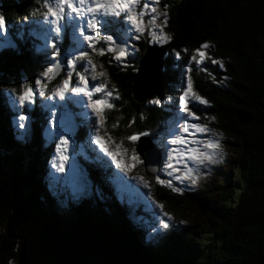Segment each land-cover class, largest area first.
Returning <instances> with one entry per match:
<instances>
[{"label":"trees","instance_id":"trees-1","mask_svg":"<svg viewBox=\"0 0 264 264\" xmlns=\"http://www.w3.org/2000/svg\"><path fill=\"white\" fill-rule=\"evenodd\" d=\"M164 2L171 7V39L163 43L167 54L159 69L157 92L151 98L164 101L170 97L180 86L183 64L201 44L209 43L212 47L207 50L208 55L221 60L223 69L208 59L207 71L197 70L194 65L189 76L198 92L209 101L208 113L217 118L223 132L233 137L239 152L232 177L210 199L211 203L203 200V226L197 237L192 238L193 234L179 225L180 228L166 230L162 234L164 239L158 240L145 227L150 214L144 212L140 217L133 209L119 206L110 191L109 197L100 193L103 202L98 195L100 213H95L96 230L91 222V213L96 210L90 211L89 202H83L81 206L75 205L80 221L74 237L63 229L59 217L29 241L24 253L16 251L14 237L24 224L16 231L10 228L8 234H0V264H6L12 256L18 264H102L95 260L93 248L109 258L106 264H264V0ZM41 4L42 0H0V14L5 17L16 44L15 49H0V89L16 87L19 91L22 75L30 76L32 82L35 74L46 66L45 51H37L43 49L40 44L44 42L43 30L37 23L41 17L30 15L37 9L42 13ZM18 33H23V38ZM150 44L153 43L139 39V51L125 68L114 60L109 63L110 55L98 58L101 70L107 73L109 83L113 82L121 97L114 103V109L105 111L102 132L106 131L113 141L126 144L129 149H136L137 142H128V135L147 131L154 141L170 118L165 110L167 102L158 107L149 103L151 98L140 102L133 96V78ZM68 46L65 35L62 48ZM172 52L179 54L176 60ZM63 76L60 72L48 86L58 84ZM25 113L32 119L31 129L19 139L17 125L11 120L18 113L0 99L1 170L6 178L9 175L16 179L30 210H35L40 200L53 207L54 193L44 164L51 152V146L46 144L50 127L44 125L47 108L37 97L36 105ZM133 118L135 122L129 127ZM114 124L118 126L113 127ZM88 130L86 124H80L74 138L84 137L81 140L85 141ZM89 153V160L81 158L82 163L88 167L94 183L101 189L103 185L107 187L113 178L108 161H99ZM139 167L149 180H154L144 163ZM154 188L179 215L185 202L156 183ZM6 194L7 190L0 188V220L9 222L11 202ZM118 194L124 197L121 189Z\"/></svg>","mask_w":264,"mask_h":264},{"label":"snow or ice","instance_id":"snow-or-ice-1","mask_svg":"<svg viewBox=\"0 0 264 264\" xmlns=\"http://www.w3.org/2000/svg\"><path fill=\"white\" fill-rule=\"evenodd\" d=\"M160 0H42L41 13L39 9L30 13L31 16H40L37 21L43 30L44 48H37V51H45L44 70L35 77L34 86L28 80H23L19 84V91L16 87L0 89V99L7 103L13 112L18 113L15 123L21 130L27 129V121L31 118L25 114V110L31 111L35 103V95L45 100L64 101L59 105L62 109L59 122L57 112L52 111V119L47 120V125L54 131L49 133L50 142L55 143V153L49 161V166L56 173H64L69 156L71 135L74 133L72 117L67 110L68 103L76 104L87 108L90 115L85 113V119L90 128L88 130L89 140L95 144L99 151L111 159L115 167L128 175L134 164H143L145 160L149 163L153 158L157 163H162V168L151 169L157 173L154 177L155 183L167 186L173 192L182 191L175 186L173 181L184 184L186 181L195 185L199 179L196 175L197 169L190 165H204L219 163L223 159L224 152L220 143L222 134L212 132L206 125L193 123L199 117L190 108L193 103L209 105V101L193 90L192 80L187 78L180 83V93L178 100L171 96L166 102L178 108V125L175 123L166 133V141H154L161 145V151L156 153L152 150L145 151L143 158L135 147L125 148L122 144L115 145L114 148L106 146L105 137L108 144L112 143V138L104 131L102 126L106 122L105 111L115 108L114 101L120 99L115 89H109L103 82L91 84L97 81V69L93 62V54L99 56L110 55L109 63L113 60L117 64H124L126 58L135 51L132 40H139L145 33L150 38L151 43H164L171 39L164 31L168 20V13H158L157 5ZM163 16L161 24L157 20ZM147 17V20L145 19ZM36 35L35 32L31 33ZM23 38V33H18ZM69 38V46L62 48L63 37ZM212 47L205 42L196 49L190 57L189 64L185 68V73H191V64L197 68L206 59H211L212 64H218L221 69L224 65L221 60L212 59L207 50ZM16 48L5 17L0 14V49ZM51 50V57L47 56V50ZM131 50V51H130ZM186 51V50H184ZM179 57V54H177ZM126 66V65H125ZM61 71H66V78L61 80L53 88L48 89V84L54 81ZM100 77L107 75L106 72H99ZM215 82V78L213 77ZM86 98V103H85ZM163 102L159 98L149 101L150 104L160 106ZM56 108L57 105H52ZM144 117L141 116V119ZM215 118H213L214 120ZM135 122L133 118L129 122V127ZM59 123V128L57 125ZM114 124L113 127H117ZM211 135L215 139H200L201 136ZM25 132L22 131L19 139H23ZM151 135L150 132H135L126 137L127 141L135 144L143 136ZM58 137V139H56ZM129 151L131 156H128ZM120 156L122 159H117ZM133 163H127L128 160ZM123 161V162H122ZM159 172L169 177L168 180L161 179ZM130 180L135 181L140 187L147 189V199L159 212V228L170 227L169 221L173 217L164 213L163 206L156 201L151 192V185L140 176H130ZM114 183L121 185L122 182L114 176ZM70 185L73 196L81 194L87 187L86 177L82 176L77 166L73 165L69 177H55L50 180V188L56 194L57 187ZM158 228H153V232Z\"/></svg>","mask_w":264,"mask_h":264},{"label":"rangeland","instance_id":"rangeland-1","mask_svg":"<svg viewBox=\"0 0 264 264\" xmlns=\"http://www.w3.org/2000/svg\"><path fill=\"white\" fill-rule=\"evenodd\" d=\"M157 11L158 13H163L167 12L168 13V20L166 26L163 27V31L170 36V22H171V7L167 5V3L164 2V0H160V3L157 5ZM147 20V17H145ZM163 21V16L160 17L159 20H157V24H161ZM140 39L143 41H148L150 42V38L148 35L145 33V35L141 36ZM64 41V37H63ZM139 40H132L130 43L134 45L135 51H132V54H130L127 58L124 64H118L120 68H125V65H128L130 63V59H133L138 51L139 48L137 46V42ZM165 43V42H164ZM157 44H163V43H157ZM69 45V38L67 36V46ZM42 48H44V42L40 44ZM131 51V50H130ZM47 52H50L49 56L51 57V50H47ZM172 57L174 60H176L177 54L175 55L174 52L171 53ZM192 56V55H191ZM190 56V57H191ZM99 55L93 54L92 59L94 64L96 65L97 69V81H91L90 80V86L91 84L98 83V82H103L107 85L109 89H115L113 86V82L109 83V77L108 75L104 77H100L98 74L101 72L102 68L101 65L98 63V58ZM190 58L186 60V62L183 64L182 69H181V75L182 77L180 78V81L184 80L186 83V80L188 77H190L189 73H185V68L189 64ZM208 59L204 61V63L201 65V68L205 69L206 62ZM194 63L191 64V67L193 69ZM214 65V64H212ZM218 65V64H217ZM219 66V65H218ZM195 68L199 70L200 68H197L195 65ZM219 69L220 66H219ZM44 68L40 71L42 72ZM64 76L61 78L63 80L66 78V71H61ZM39 73L35 74L32 82L29 81L30 76L22 75V81L23 80H28L31 84L34 86V81L35 77L38 76ZM60 80V81H61ZM59 81V82H60ZM58 82V84H59ZM56 85V84H55ZM53 86H48V89L53 88ZM192 87L193 90L198 93L200 96H202L195 85L192 82ZM116 91V90H115ZM180 93V87L178 86L175 88L173 93L171 94V97L173 99L178 100V95ZM116 94L119 95L120 93L116 91ZM39 98L40 104H43L47 108V118H46V126L47 125V120L52 119L51 112L56 111L57 112V120L59 122V116L62 111V109L59 108V105L64 104V101L60 100H55V101H50V100H45L39 96L37 93L35 95V103L33 107L36 105V98ZM204 97V96H202ZM121 98V97H120ZM168 98V97H167ZM166 99L164 101L166 102ZM205 98V97H204ZM154 98H151L152 100ZM119 100V99H118ZM118 100H115L114 103H116ZM149 100V101H150ZM85 103H86V98H85ZM52 105H57L56 108H52ZM168 107L165 108L166 111L170 113V118L168 121H166L165 125V130L156 133L157 137L154 139V141H166L167 139V131L170 127L173 126L175 123L178 125L180 122L179 120V115L183 114H178V108L174 107L173 105L167 103ZM67 106H69L71 117H72V124L76 126V132L71 135V140H70V147L68 150V156L69 160L68 163L66 164V170L64 173H56L54 170H52L49 166V161L52 159L54 153H55V143L50 142V137L49 133L54 131L50 126V130L47 132V140L46 144L51 146V152H50V157L45 161V168H46V174L49 179L53 176L55 177H69L71 174V170L73 165L77 166L79 172L81 173L82 176L86 177V181L88 184V187L79 195L73 196V190L70 185L65 184L62 189H59L61 187H57L56 194H54V204L53 207L49 206L45 200H40L37 202L35 210L31 209L30 215L27 218L24 227L20 229V231L15 233V240L17 242V247L16 251H20L21 253H24L27 250L28 243L32 239L35 238V236L40 233L42 230L45 228H49L50 225L52 224V221H54V218L59 217L61 220V225L63 229L70 234V236L74 237V235H77L78 232V226H79V215H76L77 206H81L84 203L89 202V207L90 211H95L92 214V225L94 230H96V215L95 213H100L98 207V199L100 196L101 202H103L105 199L102 198L101 194H106L105 196L109 197V192L111 191L112 198L119 204V206L123 208H129L133 209L136 215L140 216L144 212H148L151 216L150 221H148V224L146 223V230L155 238L159 239H164V236L162 235L166 230H172L175 228H180L182 227L183 230H189L193 235L191 236L192 238L197 237L198 233L200 232L202 226H203V214H202V205L205 203L203 200L207 201L208 203H211L212 198H214L219 189L227 183L228 179L232 177L234 173V169L236 166V163L238 161V146L236 145L235 140L233 137H231L229 134L226 132H223L221 128L218 126V120L214 116H212L210 113H208V106L202 105L199 103H193L190 105V108L192 111L195 113L197 117H199V120L192 121L193 123H199L202 125H206L212 132H216L218 134H222V139H220V143L222 146V150L224 152L223 159L220 160L219 163L215 164H207L205 163L204 165H190L191 167H194L197 169L196 175H198L199 179L195 185H192L190 182H185L184 184H179L178 182L173 181L176 187L181 188L182 191L179 192H173L170 188L167 186H162L159 185L164 189V191L168 192L169 194H172L174 196H177L179 200H182L185 202L184 208H181V210L178 211L179 215L175 214V211L173 209H170L165 202L158 196V193L155 191L154 184L155 180H149L147 174L145 173L144 169L139 167V164H134V166L131 167V170L129 171L128 175L125 176L123 173H121L115 165L112 163L111 159L105 156L103 153L99 151L97 146L95 144H92L89 140V137L85 139V141L81 139H76L74 138L75 134H78L80 131V124H86L87 129L88 127L90 128V125L87 124L86 119H85V113H88L90 115V111L80 105L68 103ZM67 108V107H66ZM28 115L27 113H25ZM18 115V114H17ZM213 118H215L213 120ZM13 122V125L15 123V119H11ZM31 118L27 121V129L26 130H21L17 127V131L20 134L22 131L25 132V137L30 133L31 129ZM59 128V123L57 125V129ZM103 133V132H102ZM109 136V134H108ZM216 137H212L210 134L207 136H201L200 139H215ZM58 139V137H56ZM106 146L110 148H114L115 145L122 144L125 148H127L126 144L123 143H116L115 141L112 140L111 144H108L107 142V137L104 138ZM129 142V141H128ZM160 148L161 145L159 143H156ZM129 149V148H128ZM92 153V156L95 155L96 158L101 161L106 159L108 161V164L110 165V170H111V177L112 181L107 185V187H103L102 189L100 188L101 186L97 183L93 182V179L90 176L89 169L88 167L83 164L84 162L81 158L85 160V157L87 160H89V155ZM128 156H131V152L129 151ZM94 158V157H93ZM117 159H122L120 156L117 157ZM93 163V159L91 160ZM123 162V161H122ZM127 163L132 164L133 162L129 159ZM160 168H162V163L160 164ZM161 177V179L168 180L169 177L163 174V172L158 173ZM114 176L118 177L119 180L122 182L121 185H118L117 183H114ZM130 176H140L143 177L144 180H147L150 185H151V192L153 198L158 201L162 206H163V211L164 213H167L173 217L170 223V227L167 229L164 228H159V212L158 210L155 209V207L152 205L151 201L147 199V189H144L140 187L135 181L130 180ZM2 177V178H1ZM10 176L8 175L7 178L3 175L0 176V181L1 180H6ZM152 182V183H151ZM108 189V192H105V189ZM124 191V197H121L118 194L119 190ZM59 190V192H58ZM101 193V194H100ZM99 195V196H98ZM7 200H10L11 198V191L7 190L6 194ZM140 201V202H139ZM74 207V208H72ZM138 211V212H137ZM142 213V214H141ZM132 219L129 220V222L132 223ZM180 225V226H179ZM158 228V231L153 232V228ZM10 229V224L6 220H0V234H8V231ZM93 253L96 255L95 260L98 261L99 263L106 264V262L109 260L106 256L102 255L101 253L96 250V248H93ZM6 264H18L17 260L15 257H10L8 262Z\"/></svg>","mask_w":264,"mask_h":264},{"label":"water","instance_id":"water-1","mask_svg":"<svg viewBox=\"0 0 264 264\" xmlns=\"http://www.w3.org/2000/svg\"><path fill=\"white\" fill-rule=\"evenodd\" d=\"M166 49L165 44L153 43L147 46L144 55L139 61L137 71L133 78L132 92L136 100L143 102L156 94L159 69L163 65ZM75 132L76 126H74V133ZM136 150L141 153L142 158L145 151L152 150L156 153L160 152L149 136H143L137 141ZM160 164L161 163L156 162L155 158H153L151 163H149L148 160L144 161L145 169L150 176H155L157 174L152 172L151 169H159ZM0 176H3L1 164ZM0 188L11 191L9 224L10 228L16 231L21 225L25 224L31 210L29 206L26 205L17 181L13 176H10L6 180H1Z\"/></svg>","mask_w":264,"mask_h":264},{"label":"clouds","instance_id":"clouds-1","mask_svg":"<svg viewBox=\"0 0 264 264\" xmlns=\"http://www.w3.org/2000/svg\"><path fill=\"white\" fill-rule=\"evenodd\" d=\"M166 54H167V52H166ZM166 54H165V56H166ZM154 142V141H153ZM155 145L157 146V148L160 150V148L158 147V145L155 143Z\"/></svg>","mask_w":264,"mask_h":264}]
</instances>
